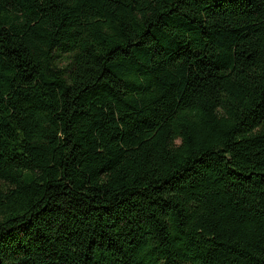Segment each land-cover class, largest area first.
I'll return each instance as SVG.
<instances>
[{
    "label": "trees",
    "instance_id": "1",
    "mask_svg": "<svg viewBox=\"0 0 264 264\" xmlns=\"http://www.w3.org/2000/svg\"><path fill=\"white\" fill-rule=\"evenodd\" d=\"M0 264H264V0H0Z\"/></svg>",
    "mask_w": 264,
    "mask_h": 264
}]
</instances>
